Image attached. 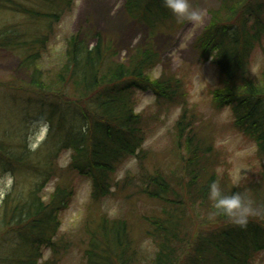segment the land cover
Listing matches in <instances>:
<instances>
[{
	"label": "trees",
	"instance_id": "trees-1",
	"mask_svg": "<svg viewBox=\"0 0 264 264\" xmlns=\"http://www.w3.org/2000/svg\"><path fill=\"white\" fill-rule=\"evenodd\" d=\"M29 2V3H28ZM76 0H0V9L25 16L26 21L0 29V50L21 56L31 70L27 103L37 102L39 118L49 135L38 149L26 141L13 147L0 142V163L16 173L31 176L27 192L15 187L0 208L3 225L22 238L20 254L11 264H58L66 243L56 241L61 214L72 203L78 177L91 181V208L85 224V264H255L264 251V164L260 179L234 185L217 172V150L203 136L191 112L185 83L169 69L157 78L162 64L153 44L136 48L127 61L118 58L113 40L97 36L90 45L79 33L66 40L63 61L45 70L39 61L47 51L56 25L75 9ZM125 10L151 33L172 32L189 20H178L164 0H125ZM194 47L199 57L214 64L223 81L212 91L216 109L230 107L233 125L254 141L264 162V68L251 73V55L264 39V0H222ZM44 23L48 31L43 32ZM25 91V90H24ZM151 91L160 107L177 105V146L182 149L181 174L156 169L118 178L121 167L133 157L144 160L150 124L137 110L138 93ZM34 94V95H32ZM70 151L62 167L59 153ZM54 182L45 198L43 189ZM219 185L223 195L239 192L259 214L246 227L220 214L209 199V187ZM131 187V192L126 191ZM128 192V193H127ZM149 198L160 205L141 215L145 236L156 247L154 257L142 260L134 226L126 216H111L102 203L115 194ZM206 210V213L205 212ZM53 257L43 258V249Z\"/></svg>",
	"mask_w": 264,
	"mask_h": 264
},
{
	"label": "rangeland",
	"instance_id": "rangeland-1",
	"mask_svg": "<svg viewBox=\"0 0 264 264\" xmlns=\"http://www.w3.org/2000/svg\"><path fill=\"white\" fill-rule=\"evenodd\" d=\"M124 3L125 0H76L74 11L56 25L47 51L39 61L40 66L45 70L57 67L56 64L63 61L66 40L74 32L79 33L91 46L96 44L98 35L113 40L121 61H127L136 48L153 44L162 58V64L153 70V77L157 78L163 70L169 69L184 81L189 106L195 114L194 121L201 134L211 137L215 144L218 174L234 185L259 180L264 162L257 155L256 144L236 130L230 107L218 110L214 106L212 91L222 88L223 81L218 68L210 61H203L194 47L198 35L211 20L210 11L218 8L222 0H190L192 8L203 13L199 21H188L182 29L178 26L170 33L162 30L154 35L146 25L128 15ZM25 21V16L20 13L0 9V29ZM48 28V23H44L42 31L45 33ZM21 61L19 54L0 50V142L4 140L8 143L9 140L11 146L17 147L23 146L20 140L26 141L36 150L46 142L49 125L39 118L37 102L33 100L31 104L27 103V93H31L24 87L30 83L31 70L23 67ZM263 68L264 39L251 55V73L259 75ZM137 110L144 113L150 124V135L144 144L148 157L144 160L133 157L121 167L118 178L136 177L144 171L156 169L168 174H181L178 167L183 152L177 146L175 127L181 107H160L151 91H140ZM69 160V150L59 153L57 161L62 167ZM15 183L20 191L27 192L32 186V179L25 172L14 173L0 163V208ZM76 185V194L71 205L61 214L62 227L55 237L56 241L65 242L67 246L58 256V264H85V222L93 210L90 207L92 187L91 181L85 177H78ZM54 187L55 183L52 182L43 189L45 198L49 197ZM134 189L131 187L126 191ZM159 205L145 197L128 198L126 193L112 195L102 203L111 216H126L131 221L133 236L139 241L143 261L154 257L156 247L145 236V223L141 215L160 210ZM204 213L207 214L206 210ZM22 241L21 236L7 229L0 218V264H11L10 259L21 252L18 246ZM42 252L44 259L53 257L51 248H45ZM255 264H264V251L257 256Z\"/></svg>",
	"mask_w": 264,
	"mask_h": 264
},
{
	"label": "clouds",
	"instance_id": "clouds-1",
	"mask_svg": "<svg viewBox=\"0 0 264 264\" xmlns=\"http://www.w3.org/2000/svg\"><path fill=\"white\" fill-rule=\"evenodd\" d=\"M164 6L168 8L178 20L199 21L202 12L192 8L190 0H164ZM209 199L218 212L226 216L232 223L246 227L250 216L258 215L259 212L252 207L250 201L239 193L223 195L220 187L212 183L209 187Z\"/></svg>",
	"mask_w": 264,
	"mask_h": 264
}]
</instances>
